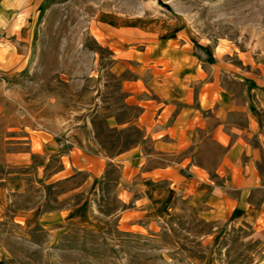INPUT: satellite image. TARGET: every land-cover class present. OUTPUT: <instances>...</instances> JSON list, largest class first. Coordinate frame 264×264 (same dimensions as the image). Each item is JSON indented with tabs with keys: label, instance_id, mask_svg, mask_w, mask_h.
Listing matches in <instances>:
<instances>
[{
	"label": "rangeland",
	"instance_id": "obj_1",
	"mask_svg": "<svg viewBox=\"0 0 264 264\" xmlns=\"http://www.w3.org/2000/svg\"><path fill=\"white\" fill-rule=\"evenodd\" d=\"M160 41L204 61L203 75L219 77L238 103L249 84H264V0H0V177L32 180L27 193L0 208V264H264V233L205 218L200 204L182 197L151 225L126 226L116 215L122 172L112 162L94 186L96 224L68 220L57 229L39 211H26L44 195L46 207L59 206L61 192L88 178L82 171L44 184L69 166L70 150L113 158L144 140L136 119L146 111L142 102L158 97L138 51L151 56ZM233 113L244 121L242 111ZM43 136L56 142L48 144V161ZM204 148L198 161L215 165L221 149ZM10 152L21 156L17 163Z\"/></svg>",
	"mask_w": 264,
	"mask_h": 264
},
{
	"label": "crops",
	"instance_id": "obj_2",
	"mask_svg": "<svg viewBox=\"0 0 264 264\" xmlns=\"http://www.w3.org/2000/svg\"><path fill=\"white\" fill-rule=\"evenodd\" d=\"M175 44L160 41L152 46L151 56L146 50L138 51L139 60L152 68L153 78L147 87L158 97L152 103L143 101L146 111L136 119L145 128L144 140L113 158L70 150L69 166L53 172L44 184L71 181L76 172L82 171L88 172V178L61 192L57 196L59 206L46 207L44 195L41 204L27 208V212L39 211L41 220H48V225L57 229L68 220L84 226L96 224L94 186L103 165L112 162L122 172L115 186L121 204L116 215L129 228H144L140 220L151 225L175 207L177 197H182L200 204L199 212L205 218L250 225L256 236L264 233V84H249L244 101L238 103L226 95L219 77L210 80L203 75L200 64L204 61L198 64L191 51ZM140 88L143 90L144 85ZM235 111L244 113V121L235 116ZM43 140L48 161L54 151L48 144L56 142L51 136H43ZM147 140L152 143V151L146 149ZM208 142L221 149L215 165L197 158ZM166 153L183 155L163 164L152 159ZM8 155L16 163L21 158L17 153ZM69 170L72 172L60 176ZM138 178L139 184L133 186ZM31 182L28 176L15 173L0 177V208L27 193ZM76 196L78 202L65 206L64 202Z\"/></svg>",
	"mask_w": 264,
	"mask_h": 264
}]
</instances>
